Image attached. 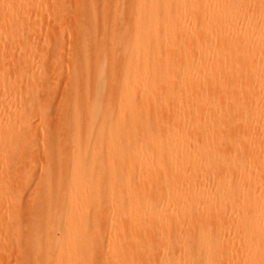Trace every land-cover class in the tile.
<instances>
[{
  "label": "bare ground",
  "instance_id": "bare-ground-1",
  "mask_svg": "<svg viewBox=\"0 0 264 264\" xmlns=\"http://www.w3.org/2000/svg\"><path fill=\"white\" fill-rule=\"evenodd\" d=\"M39 2L0 0V16L21 30ZM116 17L126 74L106 99L102 45L88 139L69 138L68 169H56L61 199L40 218L36 264H264V0H132ZM9 110L0 163L21 148L23 113Z\"/></svg>",
  "mask_w": 264,
  "mask_h": 264
},
{
  "label": "rangeland",
  "instance_id": "rangeland-1",
  "mask_svg": "<svg viewBox=\"0 0 264 264\" xmlns=\"http://www.w3.org/2000/svg\"><path fill=\"white\" fill-rule=\"evenodd\" d=\"M131 7L132 0H40L37 15L28 16L21 30H17V23L0 16V118L10 117L9 109L23 113L24 131L12 140L21 148L9 150L19 155L17 159L11 155L12 161L9 158L0 163V176L7 173L6 167L11 172L5 175L6 180L2 178L11 186L1 183L10 187L6 194L10 198L0 199V264H36L31 244L41 228L42 215L49 214V206L60 203L64 183L56 171L68 169L61 162L70 152L68 145L74 144L69 138L75 137L82 144L88 139L84 113L92 98L94 68L102 45L108 47L109 60L99 61L108 65L107 78L115 76L114 84L106 85V99L113 96L115 85L126 74L122 55H118L120 48L112 45L120 34L115 31L119 23L116 14ZM71 116L77 117L79 124L75 133L66 130ZM45 179L52 188L42 203L40 191Z\"/></svg>",
  "mask_w": 264,
  "mask_h": 264
}]
</instances>
